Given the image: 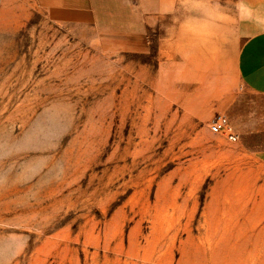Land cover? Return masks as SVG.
Returning <instances> with one entry per match:
<instances>
[{"label": "rangeland", "instance_id": "obj_1", "mask_svg": "<svg viewBox=\"0 0 264 264\" xmlns=\"http://www.w3.org/2000/svg\"><path fill=\"white\" fill-rule=\"evenodd\" d=\"M91 2L93 20L66 23L0 0V264H264V96L227 83L259 25L223 1L239 23L223 24L221 73L205 49L192 110L166 82L182 37L171 54L163 28L126 39L130 0ZM220 115L234 139L209 131Z\"/></svg>", "mask_w": 264, "mask_h": 264}, {"label": "crops", "instance_id": "obj_2", "mask_svg": "<svg viewBox=\"0 0 264 264\" xmlns=\"http://www.w3.org/2000/svg\"><path fill=\"white\" fill-rule=\"evenodd\" d=\"M184 1L193 2L192 9H199L200 14H195V12L191 14L189 11L188 15L185 14L176 19L174 16H167L174 10L176 0H130V5L134 8L133 16L130 17L134 29L124 32V38H131L127 34H134V38L142 43V40L149 33H154L159 28H163L167 30V38L176 37V42L171 46L170 43L168 45L169 49L166 47L168 54H171L170 48L176 50L175 44L178 42V38L182 37L184 62L182 65L175 66L174 71L177 74L168 76L166 82L168 83L167 87H173L174 90L180 86L182 94L173 97L177 100L181 98L185 107L190 106L192 110H196L200 109L204 102V98L201 96L205 90V82L201 78L204 79L205 76L201 77L200 72L207 70L208 59L206 58L205 49L208 45L214 48L217 58L215 70L221 73L223 71V24L224 22L237 24L239 19L230 18L228 15L224 18L221 15L222 10L217 12V9H223L224 0ZM211 2L214 5L216 14L213 16L203 15V9H206ZM225 2L231 7L242 8V12H246L248 18L246 20L256 23L260 27L246 36L236 48L230 65L231 79L229 78L227 81L228 86L234 88L236 84H240L247 91L264 96V0H237V2L225 0ZM39 4L42 9L56 16V19L62 22H89L94 19L91 0H39ZM168 19L171 20L170 23ZM164 24L166 26H163ZM169 24H178V26H169ZM191 47L194 48V54L199 56L193 58V60L189 57V60H187L185 49L189 48L190 51ZM161 49L163 50V48ZM172 53H175V51ZM191 73H194L193 77L196 79L193 86L191 85L192 81H190ZM191 87L194 88L192 91L190 90ZM191 94L196 96L191 98ZM231 102L228 99L226 104ZM228 132L234 139L235 135L231 126H229Z\"/></svg>", "mask_w": 264, "mask_h": 264}, {"label": "built area", "instance_id": "obj_3", "mask_svg": "<svg viewBox=\"0 0 264 264\" xmlns=\"http://www.w3.org/2000/svg\"><path fill=\"white\" fill-rule=\"evenodd\" d=\"M209 131L213 134L228 132L229 126L223 116H218L209 124Z\"/></svg>", "mask_w": 264, "mask_h": 264}, {"label": "bare ground", "instance_id": "obj_4", "mask_svg": "<svg viewBox=\"0 0 264 264\" xmlns=\"http://www.w3.org/2000/svg\"><path fill=\"white\" fill-rule=\"evenodd\" d=\"M201 87V86H200ZM187 89V88H186ZM182 94V88L180 87L179 91H178V95Z\"/></svg>", "mask_w": 264, "mask_h": 264}]
</instances>
